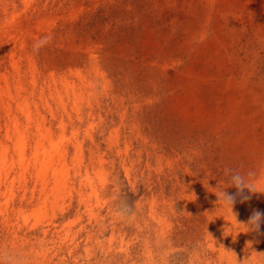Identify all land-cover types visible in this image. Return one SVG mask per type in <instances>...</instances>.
Instances as JSON below:
<instances>
[{"label":"rangeland","instance_id":"1","mask_svg":"<svg viewBox=\"0 0 264 264\" xmlns=\"http://www.w3.org/2000/svg\"><path fill=\"white\" fill-rule=\"evenodd\" d=\"M254 209L264 0H0L3 264H264Z\"/></svg>","mask_w":264,"mask_h":264},{"label":"clouds","instance_id":"2","mask_svg":"<svg viewBox=\"0 0 264 264\" xmlns=\"http://www.w3.org/2000/svg\"><path fill=\"white\" fill-rule=\"evenodd\" d=\"M52 40H53L52 34H47L42 36L38 40L34 41L32 45L33 53L38 54L40 49L48 45ZM223 172L224 175L228 177L227 184L230 185V187H235L237 189V192L235 195L229 194L228 192L225 191L226 188H224L219 193H216V195L218 197V201L222 202L224 206H227L231 214L236 218V214L233 213V207L237 201V197H239L240 202L243 203L251 199V195L245 194L244 192L245 189H247L249 193L258 192L256 185L250 179L251 177H254L255 173L248 172L246 174H243L240 169H234L231 167H225L223 169ZM121 210L126 213L132 212L131 208L126 204L124 200L122 202ZM262 222H264V213L254 209L249 220L247 221L246 224H244L246 226V233H255L257 235H261L260 225ZM249 244L251 243H248V245ZM258 254H264V253H258ZM246 260L247 259H245L242 262V264H244ZM3 261H4V257L0 256V264H3Z\"/></svg>","mask_w":264,"mask_h":264}]
</instances>
